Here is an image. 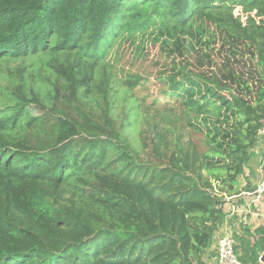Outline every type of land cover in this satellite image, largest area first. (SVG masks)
I'll use <instances>...</instances> for the list:
<instances>
[{
    "label": "trees",
    "instance_id": "obj_1",
    "mask_svg": "<svg viewBox=\"0 0 264 264\" xmlns=\"http://www.w3.org/2000/svg\"><path fill=\"white\" fill-rule=\"evenodd\" d=\"M154 27L192 62L146 104L107 55ZM2 65L0 264H207L226 198L256 187L264 0H0ZM30 107L55 114L46 150L15 135ZM239 228L241 264H261L264 225Z\"/></svg>",
    "mask_w": 264,
    "mask_h": 264
},
{
    "label": "rangeland",
    "instance_id": "obj_2",
    "mask_svg": "<svg viewBox=\"0 0 264 264\" xmlns=\"http://www.w3.org/2000/svg\"><path fill=\"white\" fill-rule=\"evenodd\" d=\"M172 48V40H168L159 31L158 27L140 32L132 45L127 44V42L119 46L115 45L107 55L109 64L113 65V84L116 86L125 77L137 76L141 81L140 85L134 89L133 97L137 99L145 97L146 104L154 99L156 102L161 101L163 103L162 93L167 89L169 78L174 77L176 80H181V75L172 71V69L182 71L184 67L188 68L192 62L188 43L184 45L185 53L182 55L173 54ZM14 67L15 65H2L0 71V83L2 85H6L5 80L2 78L5 69L9 68L12 70ZM128 107V104L122 99V94L118 92L115 95V109L111 112L114 115L116 126L127 127V124L131 122L128 118ZM123 133L127 138H130V129H123ZM15 135L36 150L43 151L48 149L56 140L55 114L43 112L34 107L26 109L19 115L15 123ZM253 152L255 157L249 162V166L240 178V183L243 187L246 182L245 179H248V184L255 186L264 181V143L258 142L254 146ZM250 171H252L250 173L252 178H249ZM253 223L256 222L251 220L249 225H247L249 229L257 227L258 223L255 226ZM240 225L246 226L243 222ZM209 252V258L205 254L203 260L207 264H215L214 259L212 260L213 249Z\"/></svg>",
    "mask_w": 264,
    "mask_h": 264
},
{
    "label": "built area",
    "instance_id": "obj_3",
    "mask_svg": "<svg viewBox=\"0 0 264 264\" xmlns=\"http://www.w3.org/2000/svg\"><path fill=\"white\" fill-rule=\"evenodd\" d=\"M239 11L240 9L237 8L235 11V15H238ZM256 138L258 142L264 143V117L261 120L260 127L256 131ZM247 194L252 197L253 205L258 206L259 204H261V201L264 200V181L258 184L253 192ZM236 197L237 196L226 198V202H229ZM240 208L247 210L246 207H238L235 211L237 212ZM244 212V210L240 211V215L242 217H246ZM253 216L259 221L260 224L264 225V204L257 209L256 213H254ZM232 234V231H223L217 236V239L215 241V264H241L235 253V241L232 238Z\"/></svg>",
    "mask_w": 264,
    "mask_h": 264
},
{
    "label": "crops",
    "instance_id": "obj_4",
    "mask_svg": "<svg viewBox=\"0 0 264 264\" xmlns=\"http://www.w3.org/2000/svg\"><path fill=\"white\" fill-rule=\"evenodd\" d=\"M241 187H243V185H241ZM261 202H263V203L262 204H259L258 205L259 207L264 204V200H262ZM258 206L252 204V197L249 196L245 192H241L240 195H238L236 198H234V199H232L229 202H226L224 204L223 212H224V216H225V221H224L223 228L214 237V242H213V245L211 247V250L213 249L212 260L215 257V255H214L215 241H216L217 236H218L219 233H221L223 231H232L233 233H235L236 230L239 229L240 224H242V222L245 223L246 225H249V223H250L251 220H253V222L258 223V225H261L259 223V221L257 219H255V217L253 216V214L256 213L257 209L259 208ZM238 207H244V208L246 207L247 210L240 208L237 211L239 213L238 214L235 211ZM241 210H244L245 211L244 213H245V216L246 217H244V216L242 217L240 215V211ZM256 223H253L254 226H255ZM208 258H209V256H208Z\"/></svg>",
    "mask_w": 264,
    "mask_h": 264
},
{
    "label": "water",
    "instance_id": "obj_5",
    "mask_svg": "<svg viewBox=\"0 0 264 264\" xmlns=\"http://www.w3.org/2000/svg\"><path fill=\"white\" fill-rule=\"evenodd\" d=\"M259 262L261 264H264V252H263L262 256L260 257Z\"/></svg>",
    "mask_w": 264,
    "mask_h": 264
}]
</instances>
